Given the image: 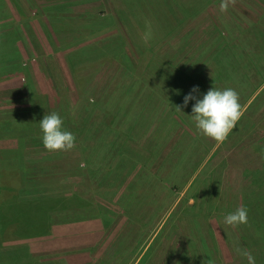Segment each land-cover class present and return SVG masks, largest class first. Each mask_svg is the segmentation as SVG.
<instances>
[{
  "label": "rangeland",
  "instance_id": "1",
  "mask_svg": "<svg viewBox=\"0 0 264 264\" xmlns=\"http://www.w3.org/2000/svg\"><path fill=\"white\" fill-rule=\"evenodd\" d=\"M220 3L0 0V169L21 154L22 198L78 197L12 240L21 264H248L237 248L264 264V0ZM196 86L239 93L223 143L176 110ZM53 112L70 151L42 143ZM247 204L251 221L224 223Z\"/></svg>",
  "mask_w": 264,
  "mask_h": 264
},
{
  "label": "clouds",
  "instance_id": "2",
  "mask_svg": "<svg viewBox=\"0 0 264 264\" xmlns=\"http://www.w3.org/2000/svg\"><path fill=\"white\" fill-rule=\"evenodd\" d=\"M235 0H221L219 11L225 13L229 4ZM147 31L142 39L147 43L152 38L150 22L146 23ZM198 86L184 97L182 105H176V110L186 108L190 102L192 105V120L197 130L204 136L223 143L244 114L240 104L239 93L233 88L217 89L211 88L206 93L199 95ZM42 135V143L48 151H70L76 145V136L73 132L64 128V121L61 116L53 112L46 114L39 122ZM248 222V210L245 207H238L234 212L224 217V223L229 226H237ZM237 253L247 259L248 264H255V258L245 249H236Z\"/></svg>",
  "mask_w": 264,
  "mask_h": 264
},
{
  "label": "trees",
  "instance_id": "3",
  "mask_svg": "<svg viewBox=\"0 0 264 264\" xmlns=\"http://www.w3.org/2000/svg\"><path fill=\"white\" fill-rule=\"evenodd\" d=\"M189 108L192 109V107ZM256 149L261 150L264 156V144ZM16 162L22 167L23 159L21 154L18 157L16 156ZM199 166L200 164L196 169ZM20 172L22 173L19 167L0 169V224L1 222L3 223L0 226V252H7V258L14 261L15 264L24 262L30 257V253L28 252V245L26 243L17 245L11 243L12 240L22 237L33 238L34 236L42 238V236L49 234L54 227V212H60L63 208L65 209L74 203L78 198L74 194L66 197L22 198L19 191L22 189ZM248 203L251 206V203ZM247 206L248 204L246 208ZM247 209L248 217L251 221L253 218L249 215L250 209ZM263 233L261 231L259 238L262 237ZM10 255L13 257H9Z\"/></svg>",
  "mask_w": 264,
  "mask_h": 264
},
{
  "label": "crops",
  "instance_id": "4",
  "mask_svg": "<svg viewBox=\"0 0 264 264\" xmlns=\"http://www.w3.org/2000/svg\"><path fill=\"white\" fill-rule=\"evenodd\" d=\"M260 90H262V89H260ZM261 91H259L258 90V92L257 93H260ZM256 93V94H257ZM255 94V95H256ZM255 99H256V97H255ZM254 100V96H253V98H251V100L249 101V103H248V105L251 103L252 104V102H254L253 101ZM246 106V105H245ZM182 111H183V115L185 116V117H187V119L189 118L190 120H192V117L190 116L191 114H192V109L191 108H189V106H187L186 108H183L182 109ZM193 121V120H192ZM241 121V119L238 121V122H240ZM193 123H194V121H193ZM195 124V123H194ZM239 123H237L236 124V126L238 125ZM236 128V127H235ZM234 130V129H233ZM233 132V131H232ZM231 132V133H232ZM200 133V132H199ZM201 134V133H200ZM202 135V134H201ZM206 138H208V137H206ZM213 139H211V143L212 142H214V140L212 141ZM199 148H202V146L201 147H199ZM207 151H208V149H207ZM4 156H6V155H4ZM10 167H13V168H17V167H20L18 164H17V162L15 163V164H13V165H10ZM7 168H9V166L7 167ZM257 264H259V263H257Z\"/></svg>",
  "mask_w": 264,
  "mask_h": 264
}]
</instances>
